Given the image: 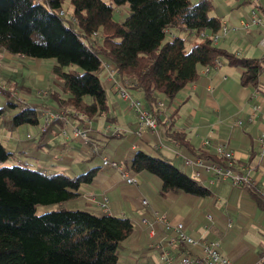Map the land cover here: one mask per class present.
I'll return each instance as SVG.
<instances>
[{"label": "trees", "instance_id": "obj_1", "mask_svg": "<svg viewBox=\"0 0 264 264\" xmlns=\"http://www.w3.org/2000/svg\"><path fill=\"white\" fill-rule=\"evenodd\" d=\"M235 1L237 7L254 3ZM124 5L127 15L115 21V9ZM213 9L211 0H0V52L53 60L50 74L60 82L61 93L52 91L49 98L69 108L72 115L108 120L106 86L100 79L103 63H108L118 70V80L127 91L142 95L149 112L168 111L171 120L178 94L196 83L200 67L213 68L216 61H225L242 71L243 87L258 86L260 60L237 57L215 44L223 24L211 15ZM68 66L78 67L81 73L64 71ZM0 92L7 98L6 106L0 107V123L13 128L39 124L41 112L34 105L14 102L8 90ZM170 127L168 137L182 143L184 134ZM92 138L98 154L88 148L89 154L100 156L101 146ZM137 142L131 144L129 159L112 160L123 171L132 177L145 173L157 178L162 197L204 199L212 194L211 187L202 184V174L196 178L192 170L188 173L176 166L157 147ZM11 156L0 142V264H118L122 243L134 231L133 220L97 207L94 211L90 204L84 209L63 207L78 201L82 189L92 186L100 171L116 170L101 162L72 176L49 174L26 162L5 166ZM195 158L207 164H227L214 150ZM232 163L234 170L242 171ZM234 187L247 190L264 209V193L256 186ZM38 207L45 211L38 213Z\"/></svg>", "mask_w": 264, "mask_h": 264}, {"label": "crops", "instance_id": "obj_2", "mask_svg": "<svg viewBox=\"0 0 264 264\" xmlns=\"http://www.w3.org/2000/svg\"><path fill=\"white\" fill-rule=\"evenodd\" d=\"M228 6L226 12H218L217 15L221 19L224 18L221 22L228 28L226 36L222 38L218 46L237 57L261 61L262 69L256 88L243 87L240 83L242 71L226 64L225 61H221V68H211L208 73H204V68L200 67L196 83L188 85L178 94L174 104L175 116L168 120V111H160L157 121L158 136L147 132L145 137L132 141L129 137L133 136L132 134L137 129V118L128 108L127 103L115 94L110 83L105 82L108 120L114 123L118 116L124 119L131 116L133 124H131L129 133L123 132L121 138L106 136L93 124L95 135L92 141L101 146L102 151L100 156H90L89 153L84 154L79 151L81 144L78 139L73 138L72 134L69 136L68 133V137L65 138L61 133L62 126L53 123L48 134L43 137L38 135L36 146L30 145L32 138H27V141H30L27 142L29 144L22 143L19 152L42 158L49 164L53 163L50 158L52 155L41 152L50 150V148L59 149L52 152L55 154L54 159L59 160L61 165L67 167L78 166L75 170L68 169L73 174L78 169L79 171L85 170L91 164H101L100 158L102 157L118 162L129 159L132 155V142L138 141L137 143L140 145L149 147H156L160 142L162 147L158 150L165 157L179 164V167H183L186 172L191 173V168L183 166V158L194 159L203 152L202 142L209 140L211 148L204 153L213 152L215 146H225L227 151L232 152L236 167L247 171L255 181V186L264 193V159L259 158L257 144L258 138L264 134V117L259 111L254 110V107L257 106L264 111V47L261 45L264 38V25L262 27L249 26V17L252 12H255L264 22V0H254L253 4H249V10H244V5L237 7V2ZM222 77H225V80H221ZM210 86L212 91L207 90ZM131 97L136 99L132 95ZM235 120H241L242 125L240 127L232 126V122ZM171 121H173L172 124H170ZM171 125L172 129L184 134L185 138L182 143L172 142L166 134L167 127ZM59 135L64 138L65 144L57 143L51 147L50 143ZM113 137L114 139H112ZM127 142L128 146L130 143L129 150L127 147L122 149V144ZM102 146L105 148L103 149ZM42 170L46 171V169ZM138 177L142 186L140 188L137 182V188L146 191L149 189L148 183L155 181L145 173L137 175L135 180ZM202 178V183L212 189V194L208 198L196 199L185 195L170 196L171 198L165 199V203L159 204L160 211L166 213L172 223L181 221L188 236L203 237L211 241L220 240V253L232 260L234 264H264V255H261L264 252L263 241L257 246L247 238V231L252 228L256 233L264 234V209L257 206L247 190L234 187L228 181H213L212 176L207 173H202ZM120 183L124 184L117 170L100 171L96 176L95 183L82 189V196L88 192H91L92 195L105 193L107 196L108 193L113 192L115 187H120ZM114 195L123 200L127 199L121 191L112 196ZM221 202L224 203L223 206H221ZM86 207H90L89 204ZM117 209L115 207V210ZM120 210L122 209L120 208ZM151 213L134 214L130 218L134 222V231L122 243L118 264H161L160 259L158 262L152 260V256L158 255V253L149 247L143 224L144 220H151ZM109 214L127 217L124 213L112 209ZM201 215H207L210 222L206 226V232L197 236L196 232L198 231L194 230L192 223L197 222ZM232 217H236L237 222H234ZM236 228L237 230H235ZM185 249L190 253L200 252L199 248L186 247Z\"/></svg>", "mask_w": 264, "mask_h": 264}, {"label": "rangeland", "instance_id": "obj_3", "mask_svg": "<svg viewBox=\"0 0 264 264\" xmlns=\"http://www.w3.org/2000/svg\"><path fill=\"white\" fill-rule=\"evenodd\" d=\"M104 1L107 3H111V0H104ZM191 1L195 2L196 0H191ZM211 1L214 5V9L211 12V15L213 16H217L218 12H222V11L226 12L227 8L229 7L228 5H231L234 2H236L235 0H211ZM66 4L67 3H65V5ZM243 8L244 10H249L250 6L244 5ZM127 13H128L127 5L117 7L113 13V19L115 21L121 22L127 15ZM222 19L224 20V18ZM53 65H54L53 60L27 59L24 57L11 56L4 51L0 52V86L5 90L10 91L11 95H14L12 97L16 98L14 99V102L16 103H18L19 101L20 103H27L30 105H34L37 111L41 113L42 111L45 112L50 110H61V111L68 110L70 119H73L72 112L69 108L59 107L55 103H53L49 98L50 92L52 91L61 93L60 82L55 78L51 77L50 74ZM64 71L81 73V70L76 66L65 67ZM100 79L102 80L103 83H105L102 75H100ZM127 92L130 96L131 95L134 96L136 100L140 101L143 104V98L141 94L130 90H128ZM6 101H7L6 96L0 92V107H5ZM41 113L39 117V124L37 126L31 124H23L19 127L13 128L10 127L8 124L0 123V142L5 146V148L9 152L12 153L10 160H8L5 166H12V165H17V163L19 162H26L29 165H34L32 167L38 169H46V172L49 174L64 173L68 176H72V173H70L68 169L73 168L75 170L77 169L78 166L74 165L71 167H67L66 165H61L59 163V160L54 159L55 154H52V152L56 148H50V150L47 149L41 152L42 154L50 153L52 155V157L50 158L53 163H49V164H47L42 158L35 156L33 157L31 154L24 155L19 152V149L22 148L21 147L22 143L30 142L27 141L28 136L30 137V139L32 138L30 145L36 144L37 137L40 134L39 132L40 127L43 124ZM117 118H118L117 121L114 123L110 120H107L106 117H101V119L95 117L90 119V121L92 122V127L94 124L95 126L98 127V129H100L99 131H102L101 133L104 134L106 133L105 128L107 127V125H110L112 128H119L121 131L129 133V131L131 130V124H133L132 117L130 116L127 119H124L118 116ZM66 131L68 135L71 136L70 129L66 128ZM48 132L46 134H48ZM108 135L109 134H106V136ZM53 140L54 141L50 143L51 147H54V144L57 143L65 144L64 138L60 135L55 137ZM128 141L130 142V139H128ZM82 147L83 146L80 145L79 147L80 152L82 151L84 154L90 153V150L87 147H83V148ZM125 147H127V149L129 150L130 143L129 146H128V142L126 144H122V149H124ZM58 150L59 149H56V151ZM173 164L179 167V164L177 163H173ZM77 171H79V169ZM136 176L137 175H134V177ZM151 178L154 179L155 181H151L148 183V187H149L148 191L140 189L142 183L140 182L141 180L139 177L136 178V180L140 188H137L138 186L137 184H136L137 186L136 185L127 186L125 182L124 184L120 183L121 184L120 187L118 188L115 187V189L112 190L113 192L108 193L107 194L108 197L106 196L109 200V209H112L120 213H124V215H126L129 218H131L132 215L134 214H141V213L143 214L144 212H155V211L161 212L159 209V204L165 203L166 197H162L160 195V187H161L160 181L153 176ZM120 191L123 193V195H126L127 199L123 200L120 197L117 198L115 195L112 196L114 193L119 194ZM91 194H92L91 192H88V194L82 196L80 199H78V201L65 203L63 207L66 209H84L86 208L85 206H87L86 204H90L91 209L96 211L95 210L97 207L96 204L88 200ZM102 194L105 193H99V194L94 193L93 195L97 197V200H100ZM142 200L147 201L148 206H143L141 203ZM221 203H222L221 206H223L224 203L223 202ZM218 206L222 208L220 205ZM115 207L118 209L115 210ZM54 208L56 207H51V209ZM120 208L122 210H120ZM153 208H155L156 210H154ZM37 211L39 213L41 211H45V209H43L42 207H38ZM209 220L207 215H201L197 222L192 223V227L194 228V230L196 229L198 231L196 232L197 236L202 235L206 232V226L209 225L210 222ZM232 220L234 222H237L236 217H232ZM235 230H237V228ZM254 231L255 230L253 228L247 231V236H248L247 238L249 239L250 242L259 246L262 241L264 243V234L261 233L258 234L256 233V231L255 232ZM159 259L160 258L158 255L154 254L152 256L153 261L158 262Z\"/></svg>", "mask_w": 264, "mask_h": 264}, {"label": "built area", "instance_id": "obj_4", "mask_svg": "<svg viewBox=\"0 0 264 264\" xmlns=\"http://www.w3.org/2000/svg\"><path fill=\"white\" fill-rule=\"evenodd\" d=\"M264 25L263 19L258 17L255 12H252L249 17V26L262 27ZM228 28L226 25H222L218 36L215 38V44H219L222 38L225 37ZM168 36H171L170 34ZM221 36V37H220ZM261 45L264 47V38L261 41ZM221 61H216L214 69L221 68ZM105 82L112 84V88L115 94L124 102L127 103L128 108L135 114L137 118V129L132 134L133 137L141 139L145 137V134L149 132L153 136H158L157 121L160 115V111L157 114L149 112L145 106L138 100L133 99L127 92L122 84L118 80V70L108 63H103ZM211 68L205 67L204 73H208ZM221 80H225L222 77ZM0 89L5 90L0 86ZM208 91H212V87L207 88ZM14 96V95H13ZM161 108L162 105L159 104ZM174 108H171L173 111ZM255 111H259L264 117V111L259 107H254ZM43 124L40 127V135H44L49 131L51 124L58 123L62 126L61 133L67 138L66 128L71 129L73 138L80 141L81 146L90 148L93 154H98V148L91 142L92 136L95 132L92 127V122L84 114H75L73 119L69 117L68 110H50L41 113ZM242 125L241 120H235L232 122V126L240 127ZM64 127V128H63ZM106 133L111 136L118 137L123 134L119 128H112L107 126ZM30 139V137L28 136ZM259 158L264 159V134H262L258 140ZM161 148L162 144L159 142L156 146ZM211 148L209 140H204L201 144L203 152H207ZM214 153L227 162L226 166L217 165L214 163L207 164L200 158L186 159L183 158L184 166L191 168L193 175L199 178L202 173H207L212 176L213 181H228L232 186L244 185L246 187H254L255 181L250 177L247 171L238 172L233 168V154L227 151L223 145L215 146L213 148ZM102 166L112 168L120 172L122 180L128 186H135L136 180L128 172L123 171L117 163L113 162L107 157L101 158ZM90 202L96 204L102 212H110L109 200L105 194L101 195V199L97 200V197L92 195L88 199ZM143 206H148L147 201L142 200ZM143 224L146 229L147 238L149 241V247L153 248L159 255L161 264H234L228 257L222 255L219 251L221 246L220 240L207 241L204 238H193L185 233L184 225L181 221L172 223L166 213L152 212L151 220H144ZM186 247L199 248V253H190L186 250Z\"/></svg>", "mask_w": 264, "mask_h": 264}]
</instances>
